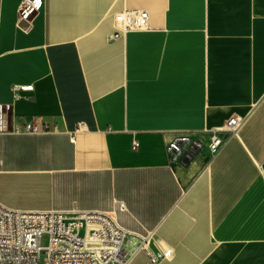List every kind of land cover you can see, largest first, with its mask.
<instances>
[{
	"label": "crops",
	"instance_id": "0c3cea01",
	"mask_svg": "<svg viewBox=\"0 0 264 264\" xmlns=\"http://www.w3.org/2000/svg\"><path fill=\"white\" fill-rule=\"evenodd\" d=\"M22 1L0 0V103L51 131L0 134V202L115 212L154 233L157 261L131 264H264V0H43L31 25ZM138 9L149 28L115 37ZM182 135L205 145L189 163L168 154Z\"/></svg>",
	"mask_w": 264,
	"mask_h": 264
},
{
	"label": "built area",
	"instance_id": "2783aa9c",
	"mask_svg": "<svg viewBox=\"0 0 264 264\" xmlns=\"http://www.w3.org/2000/svg\"><path fill=\"white\" fill-rule=\"evenodd\" d=\"M43 0H23L19 7V22L31 25L42 6ZM150 14L147 10H124L116 15L122 37L131 31L149 28ZM20 88L15 86V99L20 98ZM12 104L0 103V134H42L50 127L40 121L27 122L15 117L10 125ZM246 119L232 116L221 127L213 129L208 145L211 161L235 137ZM224 135V137L222 136ZM188 136H178L168 145L172 159L189 163L204 147L202 141H192ZM139 143H135L134 148ZM125 208V204H120ZM44 236L49 244L43 246ZM154 233L143 235L119 224L115 212L70 209V210H22L5 206L0 202V264H131L142 251L149 252ZM170 256L172 251L163 252Z\"/></svg>",
	"mask_w": 264,
	"mask_h": 264
},
{
	"label": "rangeland",
	"instance_id": "374dc122",
	"mask_svg": "<svg viewBox=\"0 0 264 264\" xmlns=\"http://www.w3.org/2000/svg\"><path fill=\"white\" fill-rule=\"evenodd\" d=\"M33 189V186L30 183H24L23 181L20 183H17L15 185V189H13L14 193L18 195H24L28 196V193L31 192ZM43 246H47L49 244V237L44 236L42 240Z\"/></svg>",
	"mask_w": 264,
	"mask_h": 264
},
{
	"label": "snow or ice",
	"instance_id": "6c2138e0",
	"mask_svg": "<svg viewBox=\"0 0 264 264\" xmlns=\"http://www.w3.org/2000/svg\"><path fill=\"white\" fill-rule=\"evenodd\" d=\"M37 3H39V0H37Z\"/></svg>",
	"mask_w": 264,
	"mask_h": 264
}]
</instances>
